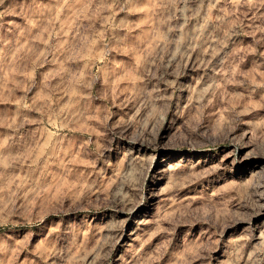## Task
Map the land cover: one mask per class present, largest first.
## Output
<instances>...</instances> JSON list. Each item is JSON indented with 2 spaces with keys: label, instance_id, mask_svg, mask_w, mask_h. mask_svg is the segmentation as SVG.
Returning <instances> with one entry per match:
<instances>
[{
  "label": "rangeland",
  "instance_id": "374dc122",
  "mask_svg": "<svg viewBox=\"0 0 264 264\" xmlns=\"http://www.w3.org/2000/svg\"><path fill=\"white\" fill-rule=\"evenodd\" d=\"M0 264H264V0H0Z\"/></svg>",
  "mask_w": 264,
  "mask_h": 264
}]
</instances>
